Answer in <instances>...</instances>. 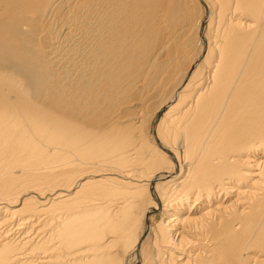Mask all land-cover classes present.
I'll return each instance as SVG.
<instances>
[{
  "label": "bare ground",
  "instance_id": "obj_1",
  "mask_svg": "<svg viewBox=\"0 0 264 264\" xmlns=\"http://www.w3.org/2000/svg\"><path fill=\"white\" fill-rule=\"evenodd\" d=\"M0 264H264V0H0Z\"/></svg>",
  "mask_w": 264,
  "mask_h": 264
},
{
  "label": "rangeland",
  "instance_id": "obj_2",
  "mask_svg": "<svg viewBox=\"0 0 264 264\" xmlns=\"http://www.w3.org/2000/svg\"><path fill=\"white\" fill-rule=\"evenodd\" d=\"M150 214H151V216H150V219L148 220V223H150L152 225V224H154L155 222L158 221L159 215L158 214H154L153 211H151Z\"/></svg>",
  "mask_w": 264,
  "mask_h": 264
}]
</instances>
